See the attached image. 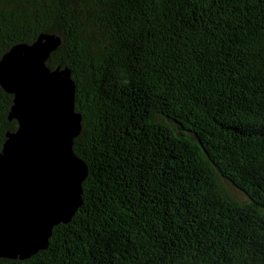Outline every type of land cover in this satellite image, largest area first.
<instances>
[{"label": "trees", "instance_id": "1", "mask_svg": "<svg viewBox=\"0 0 264 264\" xmlns=\"http://www.w3.org/2000/svg\"><path fill=\"white\" fill-rule=\"evenodd\" d=\"M41 33L89 173L48 248L0 264H264V0H0V59Z\"/></svg>", "mask_w": 264, "mask_h": 264}, {"label": "water", "instance_id": "2", "mask_svg": "<svg viewBox=\"0 0 264 264\" xmlns=\"http://www.w3.org/2000/svg\"><path fill=\"white\" fill-rule=\"evenodd\" d=\"M61 36L41 33L0 59V84L14 94L0 153V259H26L47 249L54 227L69 223L83 203L89 169L74 150L82 131L76 83L69 68L47 60Z\"/></svg>", "mask_w": 264, "mask_h": 264}]
</instances>
